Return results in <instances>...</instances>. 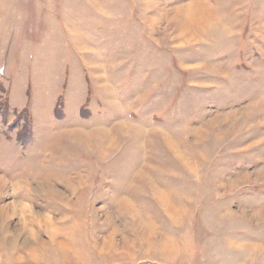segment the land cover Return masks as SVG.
I'll use <instances>...</instances> for the list:
<instances>
[{
    "label": "rangeland",
    "instance_id": "1",
    "mask_svg": "<svg viewBox=\"0 0 264 264\" xmlns=\"http://www.w3.org/2000/svg\"><path fill=\"white\" fill-rule=\"evenodd\" d=\"M0 264H264V0H0Z\"/></svg>",
    "mask_w": 264,
    "mask_h": 264
},
{
    "label": "bare ground",
    "instance_id": "2",
    "mask_svg": "<svg viewBox=\"0 0 264 264\" xmlns=\"http://www.w3.org/2000/svg\"><path fill=\"white\" fill-rule=\"evenodd\" d=\"M206 12H204L203 14H205ZM200 15V14H199ZM206 15H208L207 13L205 14V18H206ZM202 17V16H201ZM200 20V19H199ZM201 21V20H200ZM199 21V22H200ZM203 22H205V21H203ZM203 22H200L201 24H203Z\"/></svg>",
    "mask_w": 264,
    "mask_h": 264
}]
</instances>
